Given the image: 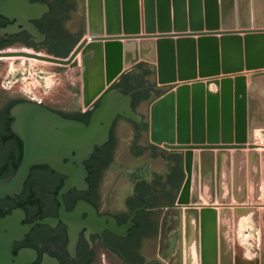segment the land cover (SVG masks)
<instances>
[{
  "label": "water",
  "instance_id": "95a60500",
  "mask_svg": "<svg viewBox=\"0 0 264 264\" xmlns=\"http://www.w3.org/2000/svg\"><path fill=\"white\" fill-rule=\"evenodd\" d=\"M85 1L89 38L67 57L24 55L70 66L81 54L83 105H98L88 123L34 100L11 108L10 128L23 142V156L12 175L0 178V200L19 201L36 166H48L65 179L57 193L59 217L24 223L26 212L20 207L0 216V264H35V249L23 247L15 253V245L37 225L68 223L75 243L79 222H85L83 210L114 232L125 229L107 225L86 201L69 212L64 195L89 187L86 162L110 140L118 115L141 122L132 96L112 88L141 62L154 65L158 86L168 88L150 106V140L183 155L186 178L176 203L182 224L179 262L235 264V211L226 204H244L249 193L253 203L264 202L259 199L264 154L254 144L255 130L264 128V71L251 75L249 88L241 74L264 68V0ZM49 10L47 4L31 0H0V16L16 21L0 26V36L28 31L33 38H45L34 21ZM212 83L217 91L209 88ZM260 213L262 253L257 263L264 264V206ZM39 264L61 263L46 254Z\"/></svg>",
  "mask_w": 264,
  "mask_h": 264
},
{
  "label": "flooded vegetation",
  "instance_id": "af4514ba",
  "mask_svg": "<svg viewBox=\"0 0 264 264\" xmlns=\"http://www.w3.org/2000/svg\"><path fill=\"white\" fill-rule=\"evenodd\" d=\"M31 1L49 6L50 10L34 21L45 38H33L28 31H19L7 37L0 36V43L4 44L2 48L20 45L36 50H47L54 55L69 49L73 50L82 38L83 20L87 30L86 1ZM15 22L0 16V26L6 27ZM147 76H154V80ZM112 88L132 96V108L142 120L137 123L121 115L115 118L110 140L104 146L97 148L86 162L89 187L84 190L71 189L64 195V200L69 212L73 211L80 201H86L95 208L99 217L106 218L107 225L115 223L117 229H125L117 233L108 226L99 225L88 210L82 211V220L85 222H79L81 227L75 243L72 242V230L68 223L60 221L55 226L37 225L24 241L15 245L16 247L21 244L18 250L23 247L35 249L38 253L35 264H39L46 254L57 258L61 264H98L99 261L101 264H180L179 241L182 238V224L176 203L186 178L183 155L179 151L153 144L149 129L150 106L168 88H164L165 90L159 94L162 88L158 86L155 70L142 64L140 66L137 64L126 71ZM0 99L2 103L0 107L2 109L1 169L5 166H13L19 159L21 162L23 156V142L20 138L14 133L16 137L13 139L2 138V114L8 107H13L27 99L9 92H4ZM97 105L84 110L79 106L68 109L49 107L64 117L88 123ZM144 105L148 106L147 113L139 109ZM126 123L136 129V138L126 152L128 159L133 162L145 155L153 159L157 157L168 159L169 167L165 174L149 172L150 168L146 164L128 165L133 168L128 166L123 168V166L118 169L117 156L121 150L118 132ZM114 164H116L115 172L118 171V174L107 186L105 177ZM50 170L32 169L25 189L17 201L22 205L20 208L26 212L24 223L33 222L38 218L59 217L60 203L57 200L58 192H55V186L60 178H63L64 182L65 176L51 168ZM124 178L129 181L128 187L121 186ZM34 199H37V205L34 204ZM2 202L0 200V203ZM14 209L16 208L11 212ZM134 212H136L135 216ZM131 220L132 223L128 225ZM175 250H177L176 255H174Z\"/></svg>",
  "mask_w": 264,
  "mask_h": 264
},
{
  "label": "rangeland",
  "instance_id": "374dc122",
  "mask_svg": "<svg viewBox=\"0 0 264 264\" xmlns=\"http://www.w3.org/2000/svg\"><path fill=\"white\" fill-rule=\"evenodd\" d=\"M83 20V28L81 33V40L84 37H89V34L85 28ZM255 27H252L254 29ZM264 28V27H262ZM236 30H239L238 28ZM242 36L245 35L241 32ZM88 35V36H87ZM80 40V41H81ZM79 43V42H77ZM77 46V45H76ZM75 46V47H76ZM10 49H18L26 52L38 53L48 56H57L52 54L47 50H36L33 48L13 45L1 48L2 51H9ZM74 49V48H73ZM73 51V50H72ZM71 51V52H72ZM60 57V56H58ZM82 60V57H81ZM80 59L76 60L70 66H62L54 63L48 62H36L30 58H17L13 61L4 59L0 57V98L4 95V92H9L15 96H22L27 100H34L37 102H43L47 106L61 107L68 109L69 107L79 106L84 110L83 105V71H82V61ZM80 61V62H79ZM47 63V64H46ZM264 71V68L247 70L245 69L241 74L245 75L247 78V87L251 85V75L255 72ZM240 74V73H239ZM235 77L236 75L232 74ZM149 79L154 80V76H147ZM34 86L38 90V95L34 94V91H30L31 86ZM37 85V86H36ZM29 87V88H28ZM210 89L218 90L216 84L212 83L209 87ZM165 89L159 90V94ZM264 95L262 94V98ZM0 99V107H1ZM140 111L147 113L148 106L144 105L139 107ZM2 109L0 108V114ZM261 135V136H260ZM264 138V128H259L255 130L254 133V144L259 146V153L264 154V145L260 144L259 138ZM118 138L121 143V150L118 153L117 160L119 162V167L126 168L128 165L137 166L146 164L149 172H156L158 174H165L168 170L169 160L162 157H157L155 159L151 158L149 155H145L139 160L133 161L128 159L126 152L129 151L132 141L136 138V129L131 124H124V126L118 132ZM250 145L251 142L247 141ZM249 152L250 149H247ZM114 164L109 172H107L105 177L106 185L111 183V181L118 174L115 172ZM250 164H247V182L251 181L250 177ZM263 166V164H262ZM130 167V166H128ZM133 168V167H130ZM262 170V167H261ZM262 172V177H264V166ZM122 187H128L129 181L127 178L122 179ZM259 199H264V178L262 179V184L260 188ZM206 203V202H205ZM215 205H219L215 203ZM234 209V224H233V246H234V257L235 264H258L261 261L262 253V226H261V208L264 206V202L255 204L252 202V196L250 193L247 195V201L244 204L230 203L226 204ZM253 211V213H252ZM252 214V215H251ZM251 216L252 220L250 223L244 225L243 219ZM247 238V239H246ZM246 239V240H245ZM246 241V242H245ZM248 241V243H247ZM247 243V244H245ZM250 248V249H249ZM177 250H175L174 255H176ZM176 260H178L176 258ZM101 264V261L98 262Z\"/></svg>",
  "mask_w": 264,
  "mask_h": 264
},
{
  "label": "trees",
  "instance_id": "16d2710c",
  "mask_svg": "<svg viewBox=\"0 0 264 264\" xmlns=\"http://www.w3.org/2000/svg\"><path fill=\"white\" fill-rule=\"evenodd\" d=\"M4 46V44L0 43V49ZM71 49L65 51V52H58L56 55L57 56H60V57H65L67 55H69L71 53ZM10 108H12L11 106L8 107L6 109V111H4V113L2 114V126H3V130H2V138L4 140H10V139H13L15 138L16 136L13 134V132L11 131V128H10V124H11V120L12 117L10 116L9 114V110ZM20 164V159L13 165V166H5L3 168L0 169V178H6L10 175H12L15 170L17 169L18 165ZM38 168H44V170H50V168L48 167H43V166H36V167H33V169H38ZM58 183L57 185L55 186L56 187V193L58 192V189L62 186L63 184V178H60L59 180H57ZM37 200V199H36ZM34 199V204L37 205V201ZM3 202L0 203V216H4L6 214H9L11 212V210L13 208H17V207H22L21 203L20 202H17L16 200L14 199H11V198H6L4 200H2ZM36 217H34L35 219ZM34 219H31V220H34ZM19 246H21V244L17 245L15 247V253L17 252Z\"/></svg>",
  "mask_w": 264,
  "mask_h": 264
},
{
  "label": "bare ground",
  "instance_id": "6f19581e",
  "mask_svg": "<svg viewBox=\"0 0 264 264\" xmlns=\"http://www.w3.org/2000/svg\"><path fill=\"white\" fill-rule=\"evenodd\" d=\"M88 36V35H87ZM87 38H89V37H87ZM25 53H32V52H26V51H23V50H18V49H10L9 51H2V55L0 56V57H3L4 59H7V60H10V61H13L14 59H17V58H24V59H26V58H29V57H27V56H25L24 54ZM41 55H43V54H41ZM43 56H48V55H43ZM30 59H32V60H34V61H36V62H42V61H44V62H48V63H53V62H51V61H47V60H41V59H35V58H30ZM81 60V54H79L78 56H77V58L75 59V61L74 62H76V60ZM80 62V61H79ZM43 63V62H42ZM47 64V63H46ZM54 64H56V63H54ZM37 86V85H36ZM29 88V87H28ZM37 88H35L33 85L31 86V88L29 89L30 91H34V94L35 95H38V94H36V93H38V90H36ZM261 136V135H260ZM260 139V144H262V145H264V138H259ZM206 202V201H205ZM252 213H253V211H252ZM252 215V214H251ZM252 220V218H251V216H249V217H247V218H244L243 219V224L244 225H246V224H248V223H250V221ZM247 239V238H246ZM245 239V240H246ZM246 242V241H245ZM247 243H248V241H247ZM247 243H245V244H247ZM250 249V248H249Z\"/></svg>",
  "mask_w": 264,
  "mask_h": 264
},
{
  "label": "crops",
  "instance_id": "0c3cea01",
  "mask_svg": "<svg viewBox=\"0 0 264 264\" xmlns=\"http://www.w3.org/2000/svg\"><path fill=\"white\" fill-rule=\"evenodd\" d=\"M144 65V66H146V67H151V68H153L154 70H155V67H154V65H152V64H148V63H145V62H141V63H139L138 65L140 66V65ZM212 91H217V90H215V89H211ZM205 204H207V203H205Z\"/></svg>",
  "mask_w": 264,
  "mask_h": 264
}]
</instances>
